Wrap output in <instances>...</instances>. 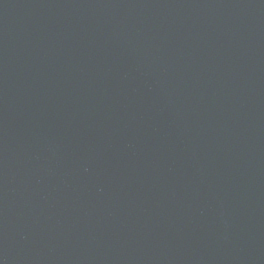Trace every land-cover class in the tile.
I'll return each instance as SVG.
<instances>
[{
	"label": "water",
	"instance_id": "obj_1",
	"mask_svg": "<svg viewBox=\"0 0 264 264\" xmlns=\"http://www.w3.org/2000/svg\"><path fill=\"white\" fill-rule=\"evenodd\" d=\"M0 264H264V0H0Z\"/></svg>",
	"mask_w": 264,
	"mask_h": 264
}]
</instances>
